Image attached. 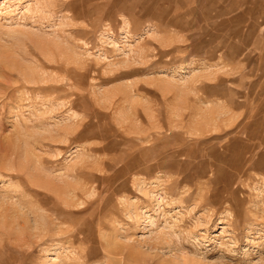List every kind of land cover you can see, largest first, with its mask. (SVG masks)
Segmentation results:
<instances>
[{"label":"rangeland","instance_id":"1","mask_svg":"<svg viewBox=\"0 0 264 264\" xmlns=\"http://www.w3.org/2000/svg\"><path fill=\"white\" fill-rule=\"evenodd\" d=\"M0 148V264H264V0H0Z\"/></svg>","mask_w":264,"mask_h":264},{"label":"bare ground","instance_id":"2","mask_svg":"<svg viewBox=\"0 0 264 264\" xmlns=\"http://www.w3.org/2000/svg\"><path fill=\"white\" fill-rule=\"evenodd\" d=\"M13 142H14V141H13ZM27 143H28V142H27ZM0 149H1V148H0ZM28 152H29V151H28ZM29 155H30V154H29ZM4 157H5V155H1V156H0V159H1V160H4ZM26 157H27V156H26ZM27 159H28V158H27ZM27 159H26V160H27ZM28 160H29V159H28ZM33 161H34V160H33ZM16 162H17V161H16ZM19 165H20V164H19ZM31 165H32V164H31ZM30 168H31V167H30ZM19 171H20V169H19ZM29 174H30V173H29ZM32 176H35V175H32ZM32 183H33V182H32ZM34 183H35V182H34ZM47 184L49 185V184H51V183L49 182V183H47ZM48 185H46V189H47V190L51 189ZM53 191H54V190H53ZM18 199H19V198H18ZM24 204H25V203H24ZM14 205H15V204H14ZM10 207H11V206H10ZM15 209H16V208H15ZM33 210H34V209H33ZM8 213H9V212H8ZM12 216H13V215H12Z\"/></svg>","mask_w":264,"mask_h":264}]
</instances>
